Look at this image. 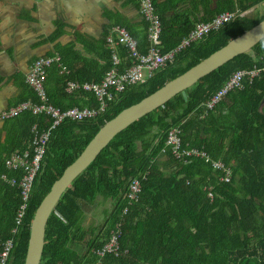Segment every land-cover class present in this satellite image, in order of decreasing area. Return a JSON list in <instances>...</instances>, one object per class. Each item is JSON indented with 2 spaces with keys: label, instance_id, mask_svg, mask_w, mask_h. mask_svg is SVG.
<instances>
[{
  "label": "trees",
  "instance_id": "trees-1",
  "mask_svg": "<svg viewBox=\"0 0 264 264\" xmlns=\"http://www.w3.org/2000/svg\"><path fill=\"white\" fill-rule=\"evenodd\" d=\"M152 1L156 7V0ZM263 1L218 0L208 16L191 23L183 19L180 30L160 16L162 52L175 48L194 23L206 22L225 11L237 9L242 14ZM262 19L264 12L255 17L238 16L180 51L145 83L126 87L96 118L65 120L56 126L18 226L14 227V217L21 204L19 191L0 180V249L6 240L12 243L5 264H23L29 224L39 204L108 119ZM65 64L70 70L67 77L60 75L56 67L47 73L56 75L59 85L50 91L45 83L50 102L60 110L96 106L91 94H67L65 81L100 82L110 63H105L102 75H82L70 63ZM263 66L264 38L250 52L232 58L117 132L56 204L47 221L40 264H264V101L261 111L257 109L264 94V71L250 84L244 81L242 89L229 91L212 110L198 117L200 104L230 74ZM23 94L15 105L35 99L26 84ZM49 122L45 115L28 112L6 120L11 133L0 149V175L16 176L5 170V157L28 144L32 124L42 130ZM179 124L181 146L195 147L206 155L205 160L184 162L173 156L165 140L167 131ZM211 162L228 169V183L219 180L223 172L214 169ZM143 173L147 175L140 182L139 192L128 201L130 180L139 179ZM100 205L105 208L98 224L85 228V214ZM116 232V256L112 253L99 258L96 252Z\"/></svg>",
  "mask_w": 264,
  "mask_h": 264
},
{
  "label": "built area",
  "instance_id": "built-area-1",
  "mask_svg": "<svg viewBox=\"0 0 264 264\" xmlns=\"http://www.w3.org/2000/svg\"><path fill=\"white\" fill-rule=\"evenodd\" d=\"M138 12L148 25V49L145 53L137 48V42L126 29L114 26L108 29L106 40L110 43L121 44L127 52L128 66L119 70V60L115 54L110 56V68L105 72L100 82H78L69 80L65 84L67 94L88 93L94 96L96 106L93 107H72L60 110L50 103L46 89L45 79L48 71L57 66L61 74L68 75L69 69L62 62L59 54L44 56L34 59L29 65V70L25 76V83L34 94V100H27L17 105L10 106L0 113V118L5 119L24 112L34 115H45L50 122L47 128L40 130L37 124H32V132L28 144L22 149H14L4 160L6 171L15 173L16 176L7 177L0 175V180L11 187H16L19 191L21 204L19 205L15 217L14 227L20 224L24 215L26 202H28L32 184L35 176L41 169V163L46 151V145L51 131L65 120L82 121L85 119H94L105 111L107 104L110 103L117 94L123 92L128 86L140 85L151 79L157 72L163 70L169 62H172L180 51L186 49L190 44L201 41L208 33L218 30L222 25L241 16L238 10L225 11L216 14L212 19L206 22L194 23L191 30L183 36L177 46L172 50L162 52L161 39V21L156 12V7L152 0H137ZM262 68L253 67L248 70L235 71L226 79V81L200 104L201 112L198 117L204 116L209 110H212L222 98L232 90L242 89L243 83L251 81L257 76ZM182 129L180 124L171 127L167 131L165 144L170 146L171 152L178 160L187 162L190 159H206L203 152L197 151L195 147L181 146ZM207 161V160H206ZM214 169L223 172L219 178L222 183H228L230 172L219 162H211ZM147 173L139 175V179L130 180L127 187L126 199L133 201L140 189V182L145 179ZM16 228L11 230L14 234ZM118 233H113L109 237L108 243L96 252L99 258L106 254L116 256L118 249ZM12 247L11 240L2 243L0 249V264H5L9 251Z\"/></svg>",
  "mask_w": 264,
  "mask_h": 264
},
{
  "label": "crops",
  "instance_id": "crops-1",
  "mask_svg": "<svg viewBox=\"0 0 264 264\" xmlns=\"http://www.w3.org/2000/svg\"><path fill=\"white\" fill-rule=\"evenodd\" d=\"M217 2L156 0V12L159 18L172 22L178 30L183 19L191 23L208 16L207 12ZM263 12L264 1L242 15L255 17ZM114 26L129 30L136 38L138 50L147 51L148 25L138 12L137 0H0V113L14 106L24 95L25 76L34 59L59 54L64 64L70 63L73 70L82 75H102L105 63H110V56L115 54L119 70L126 67L128 59L124 46L106 40L108 29ZM58 73L65 75L59 69ZM45 83L50 91L58 89L56 75H47ZM13 117L0 118V149L11 133L6 120ZM99 208L102 212L105 207L100 205ZM97 209L94 208L93 213Z\"/></svg>",
  "mask_w": 264,
  "mask_h": 264
},
{
  "label": "water",
  "instance_id": "water-1",
  "mask_svg": "<svg viewBox=\"0 0 264 264\" xmlns=\"http://www.w3.org/2000/svg\"><path fill=\"white\" fill-rule=\"evenodd\" d=\"M264 38V19L252 28L229 40L225 46L212 52L206 58L187 69L181 75L165 83L147 97L132 103L108 119L84 147L80 155L65 168L62 175L53 183L50 191L42 199L29 224L28 240L23 264H40L45 243L47 221L63 193L75 178L82 173L99 155L108 141L120 130L139 117L163 105L199 79L224 65L239 54L250 52ZM262 95L257 109L261 111Z\"/></svg>",
  "mask_w": 264,
  "mask_h": 264
},
{
  "label": "rangeland",
  "instance_id": "rangeland-1",
  "mask_svg": "<svg viewBox=\"0 0 264 264\" xmlns=\"http://www.w3.org/2000/svg\"><path fill=\"white\" fill-rule=\"evenodd\" d=\"M93 210L91 212L90 211L87 212L86 214L87 217L84 219L86 224L85 223H84L85 225L83 224L85 228L89 227L90 225H96L99 222V216L101 215V214L99 215V212L101 213L100 211L101 208L97 209V211L94 213ZM76 249L80 251V247H76Z\"/></svg>",
  "mask_w": 264,
  "mask_h": 264
},
{
  "label": "bare ground",
  "instance_id": "bare-ground-1",
  "mask_svg": "<svg viewBox=\"0 0 264 264\" xmlns=\"http://www.w3.org/2000/svg\"><path fill=\"white\" fill-rule=\"evenodd\" d=\"M33 188V187H32Z\"/></svg>",
  "mask_w": 264,
  "mask_h": 264
}]
</instances>
